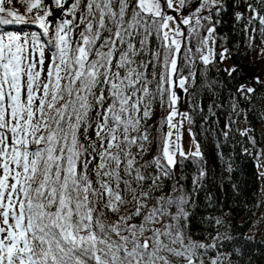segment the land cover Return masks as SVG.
<instances>
[{
	"label": "snow or ice",
	"instance_id": "obj_1",
	"mask_svg": "<svg viewBox=\"0 0 264 264\" xmlns=\"http://www.w3.org/2000/svg\"><path fill=\"white\" fill-rule=\"evenodd\" d=\"M13 3L0 0V25L41 31L0 33V264H171L169 255L197 264L198 250L215 244L186 237L184 197L161 194L149 207L143 182L159 189L161 175L178 169L177 156L202 157L198 144L186 153L180 142L192 118L179 110L177 89L186 93L195 73L183 75L178 61L186 47L183 59L194 62L191 41L206 28L196 51L203 64L213 62L209 42L222 0H199L183 18L169 15L161 0H20L23 14ZM165 3L174 12L186 7V0ZM65 13L71 18L56 23ZM237 91L249 98L255 89ZM157 100L167 108V131L153 178L136 167L131 148L143 152L149 142L142 122Z\"/></svg>",
	"mask_w": 264,
	"mask_h": 264
},
{
	"label": "trees",
	"instance_id": "obj_2",
	"mask_svg": "<svg viewBox=\"0 0 264 264\" xmlns=\"http://www.w3.org/2000/svg\"><path fill=\"white\" fill-rule=\"evenodd\" d=\"M176 2L178 7V0ZM161 3L169 15L183 18L195 12L199 0H186L184 10L177 13L167 9L165 0ZM222 3L214 33L213 62L203 64L201 54L196 51L199 39L206 35V28L200 29L199 36H194L191 41L194 62L189 65L183 59L186 47L181 48L182 59L178 61L183 75L195 73V82L189 81L188 91L184 93L177 89V94L179 91L183 94L179 110L192 118L190 124L187 121L188 129L199 145L202 157L185 159L177 156L178 169L168 177L161 175L160 188L145 181L143 190L151 193L149 207L161 194L165 198L184 197L188 217L186 237L205 245L215 244V247L198 250L197 264L201 261L211 264L214 259L220 264H264V25L257 17V14L264 17V0H222ZM249 5L255 12L249 11ZM12 7L22 14L26 11L20 0H14ZM237 13L244 19L237 20ZM79 15L78 12L77 21ZM67 18L71 17L62 14L56 23ZM216 19L213 17V22ZM181 28L187 35L188 26L181 25ZM40 31L31 23L0 25V33L23 35ZM224 49L236 69L231 74L225 71L221 59ZM153 50L160 51L163 57L162 49ZM45 55L46 58L49 55L47 50ZM140 59L143 58H138V62ZM148 71L152 73L151 66ZM155 71L156 79L149 76L153 93L159 66ZM242 85L255 89L246 94L249 98L237 91ZM150 108V118L142 122V129L149 130V142L144 144L143 152L135 146L131 152L136 157L139 171L155 178L159 173L154 166V157L160 154L163 134L167 131L163 123L167 108L159 100ZM88 135L95 138L91 130ZM132 187H136L135 182ZM126 209L134 210L132 204ZM126 209L120 214L127 215ZM115 218L108 214L109 220ZM130 223L138 224L139 220L133 219ZM168 259L171 264H187L182 257L169 255Z\"/></svg>",
	"mask_w": 264,
	"mask_h": 264
},
{
	"label": "rangeland",
	"instance_id": "obj_3",
	"mask_svg": "<svg viewBox=\"0 0 264 264\" xmlns=\"http://www.w3.org/2000/svg\"><path fill=\"white\" fill-rule=\"evenodd\" d=\"M177 23H179V19L177 20ZM209 45L214 48V44L211 41L209 42ZM222 61L224 63L225 69L231 71V69L233 68V65H232L229 57L226 55L225 58ZM262 109H263V112H264V105H263ZM181 112H183V111H181ZM177 119H179V118H177ZM180 131L182 132V137H181V141L180 142L182 144L183 150L186 153L195 152L196 151L195 145L197 144V142L195 141L193 135L190 133V131L188 129L187 120L184 121L183 128L180 129ZM173 133H174L173 139L175 140L176 130H173ZM199 150H200V148H199Z\"/></svg>",
	"mask_w": 264,
	"mask_h": 264
},
{
	"label": "water",
	"instance_id": "obj_4",
	"mask_svg": "<svg viewBox=\"0 0 264 264\" xmlns=\"http://www.w3.org/2000/svg\"><path fill=\"white\" fill-rule=\"evenodd\" d=\"M61 15H62V14H61ZM61 15H57V16H55V21L58 20V19H60ZM174 16H176V15H174ZM178 95H180L181 98H182V93H181L180 91L178 92Z\"/></svg>",
	"mask_w": 264,
	"mask_h": 264
}]
</instances>
